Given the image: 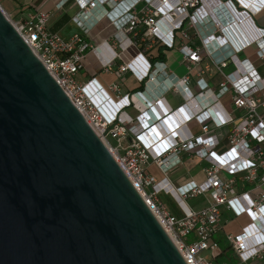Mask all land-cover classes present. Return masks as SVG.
I'll return each instance as SVG.
<instances>
[{"label": "built area", "instance_id": "obj_1", "mask_svg": "<svg viewBox=\"0 0 264 264\" xmlns=\"http://www.w3.org/2000/svg\"><path fill=\"white\" fill-rule=\"evenodd\" d=\"M80 11L74 17L82 34L69 40L48 30V13H29L14 20L3 13L55 79L74 106L81 112L94 132L107 145L109 151L137 190L147 207L169 235L187 264H216V254L221 250L217 236L221 230L223 210L235 218L247 216L250 223L236 236H225L238 260L249 263L264 261V78L249 60H240L238 54L256 46L257 56L264 62V29H258L254 17L264 10V0H76ZM97 19L93 21L94 15ZM103 18L109 19L124 36L118 41L117 53L113 48L92 46L87 40L90 25ZM92 20V21H91ZM90 22V23H89ZM144 26V37L153 38L168 49L175 47V40H191L189 30L199 46L184 45L180 52L191 66L208 62L199 72L197 85L201 93L190 92V79L171 83V89L183 97L177 109L161 101L152 102L136 118L124 109L131 102L121 97L118 84L110 87L118 102L114 110L96 99L89 86L76 76L82 71L89 52L103 59L102 66L118 77L134 72L151 81L165 70L141 54H129L128 46L137 49L138 27ZM132 34L134 39L125 35ZM233 48L232 55L218 59L217 53ZM130 53V52H129ZM123 63L115 69V62ZM234 71L224 76L219 91L213 92L204 76L214 66L221 74L228 64ZM162 65V64H161ZM189 67V72L192 67ZM224 75V74H223ZM170 89V88H169ZM99 92V90H98ZM142 95V94H139ZM231 97L233 111H227L221 100ZM114 105V104H113ZM108 107V108H107ZM237 112L239 115L237 116ZM196 123L201 134L196 136L188 125ZM230 127L228 149L219 153L222 135L219 130ZM133 142L124 155L119 154L127 138ZM111 140L116 146L111 145ZM188 155L202 161V182L191 181L176 188L168 178L170 172L182 164L181 156ZM154 164L165 176L158 180L147 175L146 169ZM162 195L170 196L178 214H174L161 201ZM207 197L209 204L194 210L187 203ZM194 234L193 239L189 236ZM204 251L211 256L202 257Z\"/></svg>", "mask_w": 264, "mask_h": 264}, {"label": "water", "instance_id": "obj_2", "mask_svg": "<svg viewBox=\"0 0 264 264\" xmlns=\"http://www.w3.org/2000/svg\"><path fill=\"white\" fill-rule=\"evenodd\" d=\"M0 264H187L1 8Z\"/></svg>", "mask_w": 264, "mask_h": 264}, {"label": "crops", "instance_id": "obj_3", "mask_svg": "<svg viewBox=\"0 0 264 264\" xmlns=\"http://www.w3.org/2000/svg\"><path fill=\"white\" fill-rule=\"evenodd\" d=\"M6 2L4 10L14 19L19 20L25 17L27 14L33 13H48L50 19L48 21L47 27L48 30L52 33L59 35L65 40H69L72 36L76 34H82L79 26L74 22V17L79 13L80 8L76 0H3ZM97 14L94 15L93 21ZM254 23L256 28L264 29V10L261 13L254 17ZM92 21V20H91ZM90 23V22H89ZM144 26L138 27L139 37L137 38V49H133L128 46L129 54L138 56L141 54L152 63L154 66L159 64L157 72L161 73L165 70L167 82L165 78L159 74L154 73L155 80L151 81L148 78L144 77L141 73L129 72L122 77H118L116 73H109L104 70L102 66L103 59L97 57L94 53L89 52L86 56L84 67L82 71L78 74H83V79L79 80L78 75L76 80L82 84H88L89 82H94L89 86V89L93 92L96 89V99L101 104L106 103L109 107L111 106L114 110H119L120 105L116 108V103L118 102L117 95L110 90V87L118 84L121 89V97L128 96L131 105L126 106L124 109L132 118L136 119L142 111L146 108H149V104L152 102L161 101V105L165 104L169 107L177 109L183 103V97L176 91L171 89L170 84L176 83L183 78L188 77L190 79V92L197 96L201 93L200 88L197 85L199 78V72L205 67L208 63H202L198 66H191L189 62L184 58L183 54L180 52V48L184 45L199 46L200 42L194 37V31L189 30V34L192 36L191 40H183L181 36L177 37L175 40V47L173 49H168L162 44H159L153 38L144 37ZM127 38L134 39L132 34H126ZM124 36L118 34L117 28L114 24L107 18H101L97 22H93V26L90 25V34L87 37V40L92 46H109L113 48L117 53H121L123 50L119 48V40H122ZM144 46L141 49L139 46ZM233 48H226L217 53V58L222 59L225 56L232 55L235 53V50L232 52ZM258 49L256 46H252L242 53L238 54L240 60H249L255 67L258 69L259 74L264 78V62L259 59L257 56ZM236 54V53H235ZM129 55V59H131ZM121 60L115 62V69L122 65ZM162 64V65H161ZM192 67V70L189 72L188 68ZM234 71V66L229 63L228 66L222 70L221 74L214 66H211L209 72L204 76L205 81L209 84V88L213 92H218L220 84L224 82V76L232 73ZM170 88V89H169ZM99 90V92H98ZM142 94V95H139ZM114 104V105H113ZM221 105L229 112H232L233 106L231 102V97L225 96L221 100ZM108 108V107H107ZM239 113L237 112V116ZM188 129L196 136L201 134V128L196 123H191L188 125ZM231 128L225 127L218 131L221 134L222 140L220 149L226 151L228 149V140L227 136L230 134ZM133 142L131 137L127 138L123 144V147L119 149V154L124 155L128 146ZM116 146V142H115ZM222 151V152H224ZM182 164L175 168L172 172L169 173L168 178L171 183L179 188L191 181L202 182L204 180L203 175L199 176H186L179 175L181 172L186 170V164L192 165V168L195 167H204V163L194 157L188 155L181 156ZM188 172V171H187ZM146 174L154 176L158 180H163L165 176L158 170L156 165L151 164L146 169ZM264 189V188H262ZM174 206L175 202L170 196H168ZM204 198V197H203ZM209 199L205 197L204 205L200 208L192 207L194 210H201L208 206ZM176 211L178 209L176 207ZM250 223V220L247 216L240 218H235L231 214L223 210L221 230L218 234L220 240H224L225 236L238 235L242 232V229ZM221 246V245H220ZM218 254V253H217ZM216 254V256H217ZM243 264V263H240ZM246 264H264V261L253 260Z\"/></svg>", "mask_w": 264, "mask_h": 264}, {"label": "rangeland", "instance_id": "obj_4", "mask_svg": "<svg viewBox=\"0 0 264 264\" xmlns=\"http://www.w3.org/2000/svg\"><path fill=\"white\" fill-rule=\"evenodd\" d=\"M6 5V2H4L3 0H0V6L4 9ZM7 15L10 16L7 12ZM78 79L82 80L83 79V74L78 75ZM111 143V145L115 146V141L111 140L109 141ZM186 170L181 172L179 175H186V176H199L202 175L201 174V170H202V166L200 167H195L192 168V165H190L189 163L186 164ZM188 171V172H187ZM161 201L171 210V212H173L174 214H178V212L176 211V206H174V204L172 203V201L170 200V198L168 196L162 195L160 197ZM204 200L205 198L201 197V198H197V199H193V200H188L187 203L188 205L192 206V207H202L204 205ZM194 238V234H192L191 236H189V239H193ZM217 238L219 239V236H217ZM227 243L226 241H221V249H225L227 247ZM212 253L210 251H204L202 253V257H208L211 256ZM230 256L231 253H230ZM235 264H240L239 262L235 261Z\"/></svg>", "mask_w": 264, "mask_h": 264}, {"label": "trees", "instance_id": "obj_5", "mask_svg": "<svg viewBox=\"0 0 264 264\" xmlns=\"http://www.w3.org/2000/svg\"><path fill=\"white\" fill-rule=\"evenodd\" d=\"M139 47H141V49L144 48V46H142V45ZM222 151H224V150L219 148V153H221ZM217 240L219 241L220 244H221V241H223V240H220L218 238H217ZM230 253L232 256H230ZM235 261L241 263L238 260V258L235 256V254L233 253V251L229 245H227V247L225 249H221L215 258L216 264H235Z\"/></svg>", "mask_w": 264, "mask_h": 264}]
</instances>
